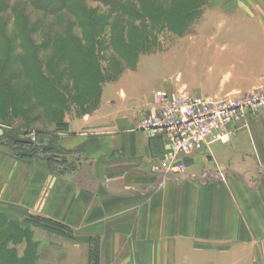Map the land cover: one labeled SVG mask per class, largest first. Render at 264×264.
I'll use <instances>...</instances> for the list:
<instances>
[{
  "label": "crops",
  "instance_id": "obj_1",
  "mask_svg": "<svg viewBox=\"0 0 264 264\" xmlns=\"http://www.w3.org/2000/svg\"><path fill=\"white\" fill-rule=\"evenodd\" d=\"M251 21L216 45L231 69L228 90L252 89L264 75V22ZM125 83L57 132L66 160L20 158L0 142V215L55 224L45 229L53 243L72 248L58 264H264V112L229 143L185 159L194 175L210 171L207 180L161 182L152 166L166 145L138 129L146 100Z\"/></svg>",
  "mask_w": 264,
  "mask_h": 264
},
{
  "label": "rangeland",
  "instance_id": "obj_2",
  "mask_svg": "<svg viewBox=\"0 0 264 264\" xmlns=\"http://www.w3.org/2000/svg\"><path fill=\"white\" fill-rule=\"evenodd\" d=\"M44 1L0 0V80L23 91L41 72L56 91L46 90L42 79L40 103L33 93V106L10 109L0 102V142L15 155L66 160L55 146L57 132L98 109L103 93L114 96L121 80L148 99L165 85L219 98L251 91L228 90L231 69L215 48L229 43L234 30H252L254 15L264 22L263 0H122L115 9L100 0H72L57 15L39 9ZM35 218L0 217L8 224L0 234L20 240L6 245L12 256L0 255V264H58L70 255L71 246L57 248L45 230L56 225Z\"/></svg>",
  "mask_w": 264,
  "mask_h": 264
},
{
  "label": "built area",
  "instance_id": "obj_3",
  "mask_svg": "<svg viewBox=\"0 0 264 264\" xmlns=\"http://www.w3.org/2000/svg\"><path fill=\"white\" fill-rule=\"evenodd\" d=\"M148 96L139 111L138 129L161 138L166 145L163 157L152 166L153 173L161 182L183 175L207 180L210 171L194 175L185 159L210 153L215 143H229L232 134L248 128L251 118L264 112V75L251 91L225 98L193 94L184 87L171 90L166 85ZM134 104L138 107L139 102Z\"/></svg>",
  "mask_w": 264,
  "mask_h": 264
},
{
  "label": "trees",
  "instance_id": "obj_4",
  "mask_svg": "<svg viewBox=\"0 0 264 264\" xmlns=\"http://www.w3.org/2000/svg\"><path fill=\"white\" fill-rule=\"evenodd\" d=\"M72 0H45L43 5L39 4L40 7L39 9L44 12V13H48V14H53V15H57L61 12V10H63V8H65V6ZM105 2L107 5L109 4L111 7L115 8H120L121 7V3L122 0H100ZM40 67V65H38ZM40 75V76H39ZM39 76V79H37L35 81L34 84H30V86L28 87H22L23 91L21 90L20 86H16L14 84V82H10L9 80H0V96L4 95V93H7V96L4 97L3 96V100H2V96H1V100L0 102L3 104L8 105L10 109H13V106L15 107V104H26V105H34L31 103L32 100V93L35 97V102L40 103V99L42 98V94L41 91H43L42 89V85H43V81H40L43 79V77L41 76V72H37L36 73V77ZM44 83H46V85L48 86V88H45L46 90H50L52 92H56L53 91V83L50 81H47L45 79ZM59 82V81H58ZM13 91H16V93L13 94ZM52 92L50 93L51 96L49 99H51V101H54L55 99H57V97L55 98V96L52 94ZM43 93V92H42ZM37 94V95H36ZM61 96V95H60ZM13 111V110H12ZM1 138V137H0ZM57 138V137H56ZM55 138V139H56ZM56 146V145H55ZM15 153V152H13ZM18 156V155H17ZM21 158V156H18ZM22 157H38L36 155H28V156H22ZM0 217H2V215H0ZM0 228L7 226L6 223H3L0 219ZM21 230H23L22 228H20ZM28 228H25L24 231H26ZM15 238V239H14ZM16 233L12 234V233H2L0 234V255L2 257H7V256H12L11 252L9 251V249L6 248V245L11 242V240L16 243L18 238ZM16 260V259H15ZM36 260H37V255H36ZM17 261V260H16Z\"/></svg>",
  "mask_w": 264,
  "mask_h": 264
}]
</instances>
